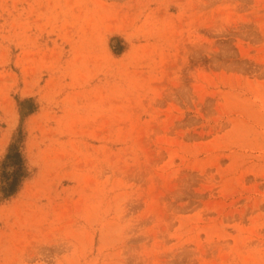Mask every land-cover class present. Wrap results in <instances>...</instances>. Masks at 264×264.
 <instances>
[{"label":"rangeland","instance_id":"rangeland-1","mask_svg":"<svg viewBox=\"0 0 264 264\" xmlns=\"http://www.w3.org/2000/svg\"><path fill=\"white\" fill-rule=\"evenodd\" d=\"M0 264H264V0H0Z\"/></svg>","mask_w":264,"mask_h":264},{"label":"trees","instance_id":"trees-1","mask_svg":"<svg viewBox=\"0 0 264 264\" xmlns=\"http://www.w3.org/2000/svg\"><path fill=\"white\" fill-rule=\"evenodd\" d=\"M11 152V151H10ZM17 156H19L20 157V154L17 152H14V153H9V155H8V157H13V158H16ZM21 169V168H20ZM15 190V187L14 186H12L11 188H9V190H8V192H9V194L10 193H12L13 191Z\"/></svg>","mask_w":264,"mask_h":264}]
</instances>
